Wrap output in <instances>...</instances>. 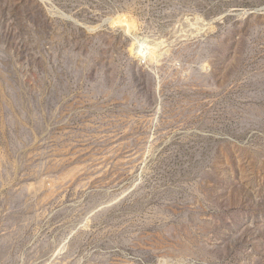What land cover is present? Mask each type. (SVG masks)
I'll use <instances>...</instances> for the list:
<instances>
[{
	"label": "rangeland",
	"instance_id": "1",
	"mask_svg": "<svg viewBox=\"0 0 264 264\" xmlns=\"http://www.w3.org/2000/svg\"><path fill=\"white\" fill-rule=\"evenodd\" d=\"M0 264H264V0H0Z\"/></svg>",
	"mask_w": 264,
	"mask_h": 264
}]
</instances>
